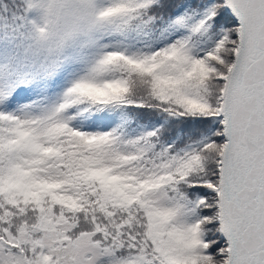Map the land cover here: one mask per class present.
Masks as SVG:
<instances>
[{
    "label": "snow or ice",
    "instance_id": "obj_1",
    "mask_svg": "<svg viewBox=\"0 0 264 264\" xmlns=\"http://www.w3.org/2000/svg\"><path fill=\"white\" fill-rule=\"evenodd\" d=\"M0 264H264V0H0Z\"/></svg>",
    "mask_w": 264,
    "mask_h": 264
}]
</instances>
